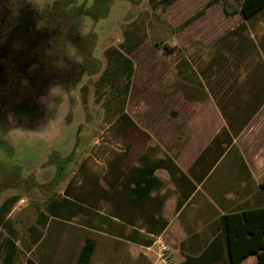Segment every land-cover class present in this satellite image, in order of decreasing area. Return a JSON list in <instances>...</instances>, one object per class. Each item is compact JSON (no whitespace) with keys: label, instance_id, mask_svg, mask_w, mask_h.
<instances>
[{"label":"rangeland","instance_id":"1","mask_svg":"<svg viewBox=\"0 0 264 264\" xmlns=\"http://www.w3.org/2000/svg\"><path fill=\"white\" fill-rule=\"evenodd\" d=\"M185 6L191 10L192 0ZM191 11L182 16V4L166 0H0V44L35 33L40 70L59 76L47 84L39 74L36 102L28 79L8 72V84H20L15 97L36 102L41 116L0 109V206L6 203L7 225L0 228V264H73L88 239L97 241L93 264H112L118 244L128 253L125 239H113L114 230L125 238L130 231L113 220V186L118 163L127 187L139 173L134 162L136 156L144 162L138 153L144 138L118 132L133 129L130 116H144L143 94L129 105L132 81L141 88L160 83L161 66L178 57L163 60L164 46L177 45L165 40ZM43 214L44 240L33 247L31 227Z\"/></svg>","mask_w":264,"mask_h":264},{"label":"crops","instance_id":"2","mask_svg":"<svg viewBox=\"0 0 264 264\" xmlns=\"http://www.w3.org/2000/svg\"><path fill=\"white\" fill-rule=\"evenodd\" d=\"M244 1L192 0L191 11L185 0H166L191 15L180 17L176 35L165 40L177 45L161 52L163 60L178 57L161 66L160 83L131 84L129 105L143 94L145 112L130 116L133 129L118 136L144 138V162L136 156L140 171L128 187L117 165L112 217L130 231L125 238L114 230L128 253L116 245L112 264H230L223 217L264 208V7L245 18ZM151 177L156 184L147 189ZM5 204L0 228L7 226ZM44 218L31 227L33 247L44 240ZM8 234L14 241L15 231ZM242 264H258L257 256Z\"/></svg>","mask_w":264,"mask_h":264},{"label":"trees","instance_id":"3","mask_svg":"<svg viewBox=\"0 0 264 264\" xmlns=\"http://www.w3.org/2000/svg\"><path fill=\"white\" fill-rule=\"evenodd\" d=\"M263 7L264 0H245L241 11L245 18H249ZM15 37H12L8 44H0L1 48L6 51L10 50L15 54H24L25 59L28 62L27 66L33 67V65H37L40 69L43 64L38 62L37 52L34 48L35 45H39L40 42L35 36V33L28 32L22 36L16 34ZM157 45L160 46V43H157ZM174 50L175 48L169 47L168 45L164 46V51L167 53ZM11 57L9 58L8 63L9 70L12 68L11 61L16 60L13 58L14 56ZM41 72L43 74L45 73L43 71ZM26 79H28V83L31 85L30 87H33V74L26 73ZM19 85V83H11L8 85L10 98L13 97L12 94L18 92L17 87ZM6 108L9 109L10 112L13 110L17 112L27 111L30 113H32L34 109L33 103L28 105L22 102L18 103L14 100L8 102ZM155 184L156 178L151 177L146 182L147 189H151ZM261 187L264 190V182L261 184ZM223 225L228 242L230 264H242L244 259L251 255L257 256L258 264H264V208L225 215L223 217ZM95 248V240L88 239L80 250L76 264H89Z\"/></svg>","mask_w":264,"mask_h":264},{"label":"flooded vegetation","instance_id":"4","mask_svg":"<svg viewBox=\"0 0 264 264\" xmlns=\"http://www.w3.org/2000/svg\"><path fill=\"white\" fill-rule=\"evenodd\" d=\"M7 53H8V51L3 50V48L0 51V105H1L0 109L6 108V105L8 104V102H10V100L17 101L18 103L22 102L24 104H28V101H26L24 99L20 101L18 98H16L15 97L16 94H12V96H13L12 98H10V96H9V92H8V85L9 84H8V79H7L8 72H9V67H8V64L6 63V60L7 59L9 60L10 57H8L9 55ZM11 56L12 57L14 56L13 58L16 59V60L14 61L15 63H13L12 68H11L10 71H12L13 73L15 72L17 74L19 73L21 75V77H25V78H26V73H32L33 74V78H34V83H33L34 99L36 97H39V99H40V97H41V94H40V92H41V88H40L41 80H40L39 74L42 73L41 70L38 67H36V68H31L30 67L29 68L28 66L22 64V61L24 59L23 58L24 54H15V53L11 52ZM27 67L29 69L28 71H26ZM43 75L46 78V80H44V81L47 82V84H48L49 81L51 82L52 79L59 78V76H57V75L54 76V77L51 76V75H47L46 72ZM35 101L37 102L39 100H37V98H36ZM36 102H33L34 109H33V112L31 113L32 115H29L30 112L26 111V113H28L27 115L29 117L33 118V119L39 118L41 116L40 115L41 111L39 109L40 107H38V105H36ZM19 113L25 114V111H20Z\"/></svg>","mask_w":264,"mask_h":264},{"label":"built area","instance_id":"5","mask_svg":"<svg viewBox=\"0 0 264 264\" xmlns=\"http://www.w3.org/2000/svg\"><path fill=\"white\" fill-rule=\"evenodd\" d=\"M165 251H166V248L163 247V248H162V254H161V256H165Z\"/></svg>","mask_w":264,"mask_h":264}]
</instances>
